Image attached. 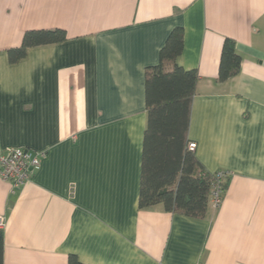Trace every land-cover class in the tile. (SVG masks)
Segmentation results:
<instances>
[{"label":"crops","instance_id":"0c3cea01","mask_svg":"<svg viewBox=\"0 0 264 264\" xmlns=\"http://www.w3.org/2000/svg\"><path fill=\"white\" fill-rule=\"evenodd\" d=\"M183 28L196 69L187 141L225 173L203 217L138 207L144 71ZM66 39L7 50L31 29ZM225 38L239 72L218 81ZM44 151L29 181L0 178L3 264H264V0H0V154Z\"/></svg>","mask_w":264,"mask_h":264},{"label":"trees","instance_id":"16d2710c","mask_svg":"<svg viewBox=\"0 0 264 264\" xmlns=\"http://www.w3.org/2000/svg\"><path fill=\"white\" fill-rule=\"evenodd\" d=\"M66 39L65 30L31 29L21 43L7 50L9 61L25 56L29 47ZM183 49V28L174 27L159 51V61L144 71L146 127L142 142L139 208L161 204L164 210L191 217L205 215L214 173L188 151L186 132L192 97L198 80L196 69L176 62ZM241 56L235 42L225 38L221 48L217 80L222 82L240 70ZM225 188V186H224ZM4 233L0 229V264H3ZM70 264H82L74 255Z\"/></svg>","mask_w":264,"mask_h":264},{"label":"built area","instance_id":"2783aa9c","mask_svg":"<svg viewBox=\"0 0 264 264\" xmlns=\"http://www.w3.org/2000/svg\"><path fill=\"white\" fill-rule=\"evenodd\" d=\"M195 142H188V151L194 152ZM44 151H31L22 147L9 148L6 153L0 154V178L11 184L14 189L21 188L30 180L34 171L39 167ZM225 173L218 171L214 173L209 199L214 207H218L224 192ZM5 220L0 215V229H3Z\"/></svg>","mask_w":264,"mask_h":264}]
</instances>
